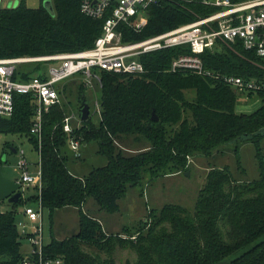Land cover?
I'll return each mask as SVG.
<instances>
[{
	"label": "trees",
	"instance_id": "1",
	"mask_svg": "<svg viewBox=\"0 0 264 264\" xmlns=\"http://www.w3.org/2000/svg\"><path fill=\"white\" fill-rule=\"evenodd\" d=\"M52 4L54 13L43 3L29 7L24 0L16 7L0 9V58L80 51L95 45L104 20L85 15L81 0H52ZM216 10L197 0H163L149 6L148 22L140 31L122 25L123 40L141 41ZM223 46L201 54L209 69L264 80L263 57L240 43ZM181 53H191L190 47L144 53L139 59L146 71L137 75L101 70L97 123L91 115L82 120L80 110L81 121L72 122L71 132L64 129L72 104L68 96L76 93L79 101H86L87 84L75 76L57 85L61 101L43 114L41 142L31 133L35 117L31 94H16L13 115L0 116V132L26 135L40 150V197L52 222L58 208L80 210L79 232L63 239L52 236L44 247L47 255L60 256L62 264H119L116 250L128 248L136 257L124 264H217L247 248L226 264H264V90L249 93L263 101L257 109L239 112L236 108L242 94L222 79L168 70ZM35 71L22 77L29 78ZM187 90H194L192 99ZM154 111L158 120H153ZM132 136L147 140L149 145L139 151H125L121 144ZM73 138L81 145L97 142L98 153L106 163L87 173L74 172L66 150ZM241 140L255 144L259 177L238 180L228 166L210 165L192 209L165 204L161 209H151L147 221L134 231L125 227L114 233L105 231L101 221L83 209L93 199L98 210L115 213L127 191L146 176L185 171L195 155L212 156L221 146ZM73 154L82 159V155ZM33 195L30 201L38 198ZM23 199L22 195L11 203V210L0 211V264L23 263L25 250L16 223L19 204L27 203ZM85 243L97 253L83 249Z\"/></svg>",
	"mask_w": 264,
	"mask_h": 264
},
{
	"label": "built area",
	"instance_id": "2",
	"mask_svg": "<svg viewBox=\"0 0 264 264\" xmlns=\"http://www.w3.org/2000/svg\"><path fill=\"white\" fill-rule=\"evenodd\" d=\"M0 0V9L7 7ZM163 0H81V11L92 18L102 19L103 31L92 48L60 52L40 56H17L0 58V116L10 117L15 109L16 94H31L35 101V117L31 133L41 142L43 114L53 105L60 103L57 85L80 73L100 80V71L137 75L146 71L140 55L180 45L188 46L191 53H181L170 63L171 72H192L202 76L222 79L242 96L250 92L264 90V80L245 78L232 74H221L209 69L201 56L208 50H221L224 46L240 43L246 50L264 58V0H197L217 8L209 15L177 26L163 33L147 37L141 41H124L122 25L140 31L148 22L146 11L149 6ZM33 63V68H23V64ZM47 65V67H45ZM36 68L29 78L23 74ZM31 74V73H30ZM72 116H66L64 129L72 131ZM39 142V143H40ZM70 146L76 156H81V144L71 139ZM39 161L31 163L23 148L15 149L18 155L17 179L21 185L38 190L39 208L25 206L23 218L16 223L23 238L30 244L25 251L22 264H62L60 256H50L44 251L43 204L41 189L43 169L40 150L34 147ZM32 165L36 167L32 171Z\"/></svg>",
	"mask_w": 264,
	"mask_h": 264
},
{
	"label": "rangeland",
	"instance_id": "3",
	"mask_svg": "<svg viewBox=\"0 0 264 264\" xmlns=\"http://www.w3.org/2000/svg\"><path fill=\"white\" fill-rule=\"evenodd\" d=\"M21 1L5 0L4 5L12 8L18 6ZM24 1L29 7H38L42 3L44 4L46 0ZM33 65V63L23 64L22 67L33 68ZM74 76L86 82L87 88L84 91L85 102L90 106L91 120L95 123L99 122L102 91L98 80L93 76H84L80 73ZM186 95L192 99L194 97V90H187ZM68 97L72 99V104L69 106L67 114L73 117V124L79 123L81 121L79 113L84 102L77 99L76 93H72ZM262 103L263 101L256 95L254 97H250L249 95L241 96L239 97L236 109L239 112H252ZM262 131L264 134V129ZM148 145L147 140H139L132 136L122 142L121 147L127 152H134L144 149ZM11 146L25 149L31 163L39 161V155L26 135L0 132V163L3 162V172L7 178L17 180L19 178V172L16 168L18 155L12 150ZM236 146H239L238 153L236 152ZM261 146L264 152V137L261 140ZM66 150L70 155V166L73 164L80 165L86 173L93 167L106 163V159L98 153V144L95 141L82 143V159L74 157V151L70 145L67 146ZM4 156H6V160H3ZM210 165L228 166L233 176L238 180H253L258 178L260 173L255 144L250 141L241 140L237 143L233 142L221 146L220 150L215 151L212 156L195 155L190 162L189 169L185 171L156 178L146 176L141 184L131 187L127 191L126 195L119 201L120 210L115 213L98 210V206L93 199H89L83 208L86 212L98 218L108 233L110 231L122 232L125 227H128L129 231H132V229L134 231V229L142 226L147 221V216L150 215L151 209L158 210L169 203L181 204L192 209L195 206L200 189L205 184ZM31 168L32 171L36 169L34 165ZM21 190L23 191V200L27 201V203L19 204L17 216L22 214L25 206H33L35 209L39 208V204L35 198V201H30L31 197L34 196L33 194H38L37 188L23 185ZM3 206L5 207L4 209ZM8 206V199L0 200V209L5 211ZM52 223L53 225L51 226ZM79 227L78 213L75 214L73 211L58 208L53 213L52 222L50 211L45 207L43 208V229L46 243L52 239L50 230L54 237H70L79 232ZM22 246L26 252L30 250V244L26 238H23ZM83 249L90 253H97L96 249L88 246L86 243L83 244ZM246 249L243 248L237 251L217 264H226ZM135 257V252L128 248H119L115 252V259L119 264H124L127 259H135Z\"/></svg>",
	"mask_w": 264,
	"mask_h": 264
},
{
	"label": "water",
	"instance_id": "4",
	"mask_svg": "<svg viewBox=\"0 0 264 264\" xmlns=\"http://www.w3.org/2000/svg\"><path fill=\"white\" fill-rule=\"evenodd\" d=\"M44 5L52 13H54L52 0H46ZM89 116H90V106L87 102H85L81 107V119L87 120ZM158 119L159 118L154 111L153 120H158ZM3 160H6V156H4ZM21 187L22 185L20 182H18V180H11L6 177L3 172V167L0 166V200L8 199L10 203L17 202L23 195V191L21 190Z\"/></svg>",
	"mask_w": 264,
	"mask_h": 264
},
{
	"label": "crops",
	"instance_id": "5",
	"mask_svg": "<svg viewBox=\"0 0 264 264\" xmlns=\"http://www.w3.org/2000/svg\"><path fill=\"white\" fill-rule=\"evenodd\" d=\"M87 148V147H86ZM15 152V151H14ZM72 168H73V171L74 172H76V173H82L83 171H84V169L82 168V166H80V165H73L72 166ZM6 200V199H5ZM3 201V200H2ZM85 206V205H84ZM83 206V207H84ZM9 207V208H8ZM7 207V209L5 210V211H8V210H11V208H12V205H11V203L9 202V206ZM5 207L3 206V209H4ZM62 209H65L66 211H68V210H70V211H73L75 214L76 213H78L79 215H80V210H79V208H77V207H64V208H62ZM84 209V208H83ZM1 211H4V210H2V209H0ZM23 214H21L20 216H17V219H19V218H23ZM53 225V223L51 224V226ZM105 229V228H104ZM106 231V230H105ZM110 233H114L113 231H110ZM50 236L52 237L53 236V234H52V232H51V230H50ZM57 238H59V239H63V238H66V237H57Z\"/></svg>",
	"mask_w": 264,
	"mask_h": 264
}]
</instances>
